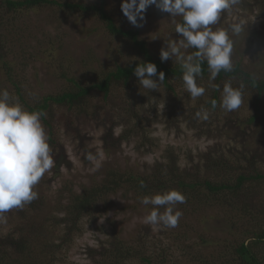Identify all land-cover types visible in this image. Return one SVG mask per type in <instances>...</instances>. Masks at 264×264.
<instances>
[{
    "label": "rangeland",
    "instance_id": "obj_1",
    "mask_svg": "<svg viewBox=\"0 0 264 264\" xmlns=\"http://www.w3.org/2000/svg\"><path fill=\"white\" fill-rule=\"evenodd\" d=\"M81 1L87 3L93 0ZM106 2L107 8L120 23L133 27L121 11V0ZM179 19L172 18L154 5L145 10L142 21L138 18V23L142 24L137 27L139 39L145 41L155 58L160 59V51L166 49L167 43L181 38L175 32ZM235 23L242 24L247 34L242 44L232 52V61L239 60L244 70L264 78V4L261 0L255 5L234 6L222 13L212 28L229 29ZM3 26L0 22V32H4ZM6 29L9 31L7 58L14 64L13 79L21 88L24 99L30 103L72 85L60 78L61 71L70 73L81 84L91 83L93 74L82 65V60L93 59L91 67L97 69L98 64L113 67L115 63L124 64L133 58L131 45L112 37L104 30L102 22L89 14H66L52 6H41L22 12ZM182 51L190 54L189 49ZM164 62L176 63L175 58ZM197 84L206 91L196 100L191 98L180 81L174 83L173 92L162 85L149 91L135 82L130 90L114 89L106 103L95 96L85 112L80 114L74 111L67 115L63 109H57L51 124L59 146L53 148L51 154L54 160L57 153L63 155L59 171L55 172L52 168L34 187L43 200L39 211H27L22 218L11 211L6 213L7 222L0 223V233L12 232L16 235L14 225L20 227L23 224L32 232L38 231L39 237H46L49 243L60 242L57 249L51 247L48 252L49 248H45L48 254L44 255L40 252L43 243L39 238L34 252H40L43 264H103L98 257L99 251L109 246L114 236L133 240L135 245L143 248L145 255H152L154 264H201L195 258L196 248L212 264L220 263L225 255H221L222 251L226 253L227 249L219 241L225 238L248 241L252 238L251 230L264 229L263 207H260L264 202L259 200L264 198L261 189L257 197L254 196L251 213L249 210L243 218L218 206L201 208L192 216L182 215L180 220L188 221L196 230L188 231L187 236L177 235L176 228L145 223L144 218L152 206L143 205L122 190L109 195L104 203L99 202L72 228L71 223L68 225L63 220L65 215L56 210L59 198H64L69 189L79 192L81 186L98 183L110 168L129 169L139 175L151 174L157 164L167 161L168 150L174 152L180 170L198 174V177L211 182H221L225 174L220 169L207 168L203 163L205 154L214 157L224 155L229 161L235 156L249 158L254 155L257 166H264V123L262 129L258 128L257 122L241 123L255 112L252 105L255 93L242 90L241 106L227 112L219 107L225 83L220 86L219 99L214 108L208 105L213 80L199 79ZM231 85L236 88L237 81ZM0 88H6L17 97L13 84L2 72ZM259 107L264 118V94ZM201 110L208 111L207 120L197 119L196 113ZM132 111L136 112L135 116ZM66 120L71 122L68 124ZM110 127L114 134L112 139L107 140L105 136L108 137L107 129ZM121 134L125 137L113 142ZM86 152H92L96 159H85ZM62 201L61 204H64L65 199ZM232 220H237L234 222L237 224L232 226ZM32 221L34 223L30 224ZM199 235L215 241L195 246L194 243H200ZM123 264L142 263L135 259Z\"/></svg>",
    "mask_w": 264,
    "mask_h": 264
},
{
    "label": "trees",
    "instance_id": "obj_2",
    "mask_svg": "<svg viewBox=\"0 0 264 264\" xmlns=\"http://www.w3.org/2000/svg\"><path fill=\"white\" fill-rule=\"evenodd\" d=\"M251 1H253V5L258 4V0H250L249 2L241 0L238 5L241 7L250 6L252 5ZM261 3L264 4V0H261ZM41 6H52L66 14L79 12L96 16L102 22L103 28L108 34L119 40L127 41L131 45L133 58H130L124 64L115 63L113 67H102V65L98 64L96 66L97 69H92L91 67L93 59L82 60V65L87 67L93 74L91 83L87 85L81 84L70 73L61 71L60 78L69 81L72 84L71 86L57 93L45 94L32 103L27 102L22 95L21 88L13 79L14 64L7 58L6 46L9 42V31L6 28L12 26V23L22 12L35 10ZM0 10L3 12L0 15V22L4 24V32H0V72L4 73L7 81L13 84L17 98L24 108L29 111L43 112L45 114L41 117V121L44 127L47 128H45L47 142L51 149L59 146L54 136L56 134L55 129L51 124L57 109H63L67 115L74 111L76 114H80L85 112L86 108L91 104L90 100L95 99V96L101 97L103 103H106L111 92L117 87L130 90L131 86L135 82H138V78L133 72L138 63H154L157 71H162L165 76V80L159 85H162L167 90L173 92V85L177 81L183 84L180 65L177 62L170 64L155 58L147 48L145 41L139 39L138 28L136 26L126 27L124 23H120L114 17L111 10L107 8L106 0H93L87 3L81 0H0ZM181 22L180 17L179 23ZM216 29L218 27L213 28V30ZM246 34L247 30H243L238 35L229 34L233 41V52L242 44ZM193 51L194 49H189L190 53ZM232 63L233 70L231 72L226 73L221 71L215 80H213V84L218 85L219 88L212 89L208 105L214 108L211 102L213 100L218 102L222 83L234 82L236 84L237 81V85H243L242 90L255 93V97L252 100L255 112L251 113L241 123L252 124L257 122L259 123L258 128L262 129L264 118L261 116L259 106L260 98L264 94V78H259L256 74L244 70L239 60H234ZM201 67L202 74L197 80L209 78L210 75L206 62ZM153 78L156 79V77ZM237 85L235 86L239 87ZM132 114L135 116L136 112ZM66 121L68 124L71 122L70 120ZM107 134L109 135L108 137L105 136V139L113 138L114 132L112 131V127L107 129ZM124 137L125 135L121 134L115 137L113 142H118ZM168 151L166 156L167 161L157 164L154 171L149 175H139L129 169L121 171L110 168L98 183L91 184L90 186H81L79 192L69 189L64 198L60 196L61 198H59L56 210L65 215L63 220L67 221L68 225L71 223L70 228H72L82 216L91 212L93 208H96L99 202L104 203L109 195L116 194L121 190L124 194H131L133 199L140 202V197L144 195L174 189L186 197V203L176 206L177 209L182 211L184 217L192 216L201 208L218 206L221 209L225 207L230 213L234 215L238 214L240 218H243L245 214H248L249 210L251 213V209L254 207V196L259 193V189L264 193V166H257V160L254 155L249 158L243 155H240V158L235 156L233 160L229 161L224 155L214 157L212 154H205L203 158L205 166L216 170L220 169L225 174V179L221 182H211L207 178L198 177V174H190L184 170H180L174 152ZM62 159L63 155L57 153L53 167L55 172L59 171V161ZM141 182H143L145 187L142 188L140 186ZM63 199H65V202L61 204ZM263 199L259 198L260 202H264ZM42 202V198L38 196V199L32 201L30 204H26L22 209H13L11 212L22 218L27 211L38 212ZM260 207H263L261 210L264 213V204ZM161 209L163 210V208ZM234 222H237V220L230 222L232 226L237 224ZM33 223L34 221L30 224ZM175 228L177 235L181 233L183 236H187V232L190 230L196 232L193 229V225L188 221H183V219L179 220L178 226ZM14 231L16 235L12 232L0 233V264H43L44 259L40 256V252L47 255L48 253H46L45 248L48 247L49 252L51 247L57 249L61 244L60 242L56 244L54 242H47L46 237H39L38 231L37 233L32 232L30 227H26L23 224L20 227L14 225ZM250 235H252V238L248 241L229 240L227 238L219 241L227 250L226 253L222 251L221 255H225L221 257V261L218 264H264V229L251 230ZM39 238L43 243V248L40 252L35 253L34 249L39 242ZM199 238L200 243H194L195 246H204L209 242L215 241L204 237V235H199ZM63 240L62 238L61 241ZM196 251L195 258L201 264H212V262L201 255L199 249L196 248ZM191 255L192 253H190ZM98 257H100L99 260L103 264H123L128 260L135 259L140 260L142 264H154L152 255H145L143 248L135 245L133 240L126 241L116 236L109 242V246L103 247L99 251ZM190 260L194 261V258ZM52 261L53 259L51 263Z\"/></svg>",
    "mask_w": 264,
    "mask_h": 264
},
{
    "label": "clouds",
    "instance_id": "obj_3",
    "mask_svg": "<svg viewBox=\"0 0 264 264\" xmlns=\"http://www.w3.org/2000/svg\"><path fill=\"white\" fill-rule=\"evenodd\" d=\"M240 2L241 0H121L120 7L123 15L136 27L142 26L138 23V18L142 21L145 10L152 5L170 14L172 18L181 17L182 22L175 24V32L181 38L178 41L172 40L167 43L166 49H161L160 60L164 62L175 58L182 69L184 89L196 100L206 91L197 84V78L202 74V64H207L210 81L215 80L221 71L228 73L233 70V41L229 31L238 35L243 31V25L235 23L229 29L216 30L212 26L218 23L222 13L230 11ZM182 49L194 51L186 54ZM133 72L139 85L149 91L157 90L165 80L164 73L158 72L156 65L151 62L138 63ZM211 86L219 88L218 85ZM242 89L243 85L234 88L231 83H225L219 107L227 112L237 110L243 102ZM211 103L213 107L217 106L216 100ZM44 115L43 112L27 110L6 88H0V223L7 222L6 213L22 209L38 199L34 187L54 167L52 149L41 123ZM196 117L207 120L209 113L201 110L196 113ZM85 159L93 161L96 157L92 152H86ZM140 186L145 187L143 182ZM140 202L145 206H152L144 218L145 223L175 228L183 215L176 206L186 203V197L178 190L169 189L144 195L140 197Z\"/></svg>",
    "mask_w": 264,
    "mask_h": 264
}]
</instances>
